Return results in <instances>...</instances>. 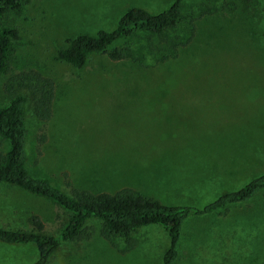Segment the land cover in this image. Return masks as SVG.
Listing matches in <instances>:
<instances>
[{
    "label": "rangeland",
    "instance_id": "1",
    "mask_svg": "<svg viewBox=\"0 0 264 264\" xmlns=\"http://www.w3.org/2000/svg\"><path fill=\"white\" fill-rule=\"evenodd\" d=\"M172 2L22 0L0 19V29L17 32L10 75L36 70L54 84L49 120L25 113L31 177L65 194L128 188L165 206L202 207L264 172V0H184V22L162 37L189 40L165 61L168 47L152 35L114 45L129 47L134 60L91 54L73 68L55 58L77 35L112 31L129 8L158 14ZM8 76L0 75V107ZM31 216L49 235L66 220L51 202L0 185V227L26 232ZM99 230L89 221L88 237L61 242L49 264H162L168 238L160 226L130 232V249ZM36 255L31 244L0 243V264H33ZM173 264H264V190L221 214L186 219Z\"/></svg>",
    "mask_w": 264,
    "mask_h": 264
},
{
    "label": "trees",
    "instance_id": "2",
    "mask_svg": "<svg viewBox=\"0 0 264 264\" xmlns=\"http://www.w3.org/2000/svg\"><path fill=\"white\" fill-rule=\"evenodd\" d=\"M183 2L184 0H173L166 10L158 14H150L140 8H129L119 17L112 31H98L93 36L77 35L67 41L65 48L56 51L55 58L73 68H81L91 54H104L113 62L134 60L129 47L114 45L136 35H152L158 37L159 43L168 47L167 54L161 58V61H165L189 40L187 38L185 43L174 44L162 37L164 32L184 22L181 14ZM21 4L22 0H0V19L6 13L18 10ZM187 25L191 37L194 26L191 22ZM16 39V30L0 29V75H9L1 86L8 101L0 107V141L7 144L6 151L0 153V185L13 186L45 199L62 209L66 215V220L56 235L44 233L43 224L36 216L27 219L30 229L26 232L0 227V243L31 244L35 247L37 255L33 264H49L61 242L87 238L85 227L91 220L99 223L102 238L109 240L111 236H122L129 249L133 247V242L128 239L130 232L150 225L160 226L168 238L162 264H173L177 258L181 227L186 219L221 214L229 206L244 204L264 190L263 172L239 189L223 193L202 207H171L128 188L112 194L73 189L65 194L46 181L34 179L25 169V113L28 110L39 122L49 120L54 84L50 78L36 70L10 75L8 56L11 42ZM42 141V138L39 139L40 143Z\"/></svg>",
    "mask_w": 264,
    "mask_h": 264
},
{
    "label": "crops",
    "instance_id": "3",
    "mask_svg": "<svg viewBox=\"0 0 264 264\" xmlns=\"http://www.w3.org/2000/svg\"><path fill=\"white\" fill-rule=\"evenodd\" d=\"M119 190H120V189H119ZM114 192H116V191H114ZM114 192H113V193H114Z\"/></svg>",
    "mask_w": 264,
    "mask_h": 264
}]
</instances>
